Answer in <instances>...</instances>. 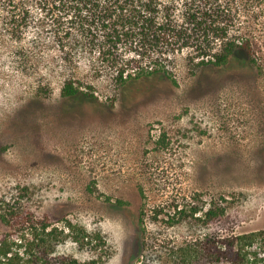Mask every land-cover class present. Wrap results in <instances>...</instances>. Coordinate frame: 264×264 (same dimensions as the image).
<instances>
[{
  "label": "rangeland",
  "instance_id": "rangeland-1",
  "mask_svg": "<svg viewBox=\"0 0 264 264\" xmlns=\"http://www.w3.org/2000/svg\"><path fill=\"white\" fill-rule=\"evenodd\" d=\"M252 7L250 62L180 54L126 89L88 48L0 24V238L26 233L23 251L48 220L57 253L92 264H264V0ZM67 79L93 95L64 97Z\"/></svg>",
  "mask_w": 264,
  "mask_h": 264
},
{
  "label": "trees",
  "instance_id": "trees-1",
  "mask_svg": "<svg viewBox=\"0 0 264 264\" xmlns=\"http://www.w3.org/2000/svg\"><path fill=\"white\" fill-rule=\"evenodd\" d=\"M253 1L0 0V24L16 32L18 38L23 37L25 27L33 28L38 35L46 32L47 38L57 41L67 54L71 52L66 46L73 42L88 48L110 71L116 72L120 85L126 89L153 77L171 76L167 61L180 54H186L196 66H223L235 59L250 62L252 41L241 37L239 23L243 14L254 11ZM81 94L93 95L83 91L74 79L65 81L64 97ZM212 214V209L206 212V215ZM2 217L6 224H12L7 215ZM29 228L33 240L23 251L20 247L24 246L26 233L16 240L10 232L0 238V264L94 262L57 253V241L64 228L48 220ZM71 228L73 225L69 222L68 230ZM235 244L230 242L226 245L228 250L221 253L245 262L247 253L235 251ZM217 260L220 261L219 257Z\"/></svg>",
  "mask_w": 264,
  "mask_h": 264
}]
</instances>
